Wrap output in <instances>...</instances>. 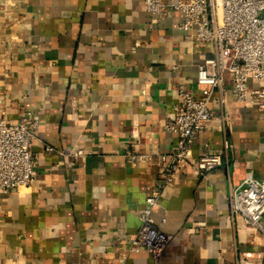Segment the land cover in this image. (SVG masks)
<instances>
[{
  "label": "crops",
  "instance_id": "1",
  "mask_svg": "<svg viewBox=\"0 0 264 264\" xmlns=\"http://www.w3.org/2000/svg\"><path fill=\"white\" fill-rule=\"evenodd\" d=\"M146 1L0 0V114L38 123L35 181L0 191V264H264V216L259 230L229 206L248 174L264 180V112L230 93L213 98L224 119L191 151L221 153L223 167L182 168L164 190L154 219L174 240L160 258L129 248L157 157L177 149L167 125L180 89L200 96L199 66L213 55L180 12L160 18Z\"/></svg>",
  "mask_w": 264,
  "mask_h": 264
},
{
  "label": "built area",
  "instance_id": "2",
  "mask_svg": "<svg viewBox=\"0 0 264 264\" xmlns=\"http://www.w3.org/2000/svg\"><path fill=\"white\" fill-rule=\"evenodd\" d=\"M145 7L160 18L171 11L180 12V28L193 31L199 42L213 46V55L199 66L200 96L194 90L180 89L176 117L167 125V130L179 135L177 149L158 155L162 173L140 214V226L129 238L131 251L145 250L160 258L174 240L172 234L156 226L154 219L164 190L176 181L182 168L192 166L205 175L223 167L221 153H205L196 159L191 153L213 120L224 119L213 111V98L218 96L223 105L230 93L244 106L264 112V0H147ZM37 125L27 116L18 124H9L0 114V191L9 193L35 181L37 160L32 147ZM83 155L82 150L74 153L75 157ZM133 159L147 162L154 157L139 154ZM229 206L233 216H241L248 225L263 230L264 180L248 174L231 190Z\"/></svg>",
  "mask_w": 264,
  "mask_h": 264
}]
</instances>
